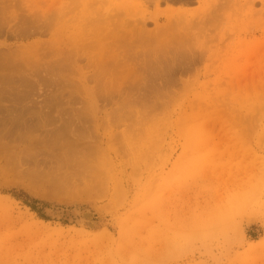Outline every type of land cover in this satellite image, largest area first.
<instances>
[{"label": "rangeland", "instance_id": "374dc122", "mask_svg": "<svg viewBox=\"0 0 264 264\" xmlns=\"http://www.w3.org/2000/svg\"><path fill=\"white\" fill-rule=\"evenodd\" d=\"M0 8V264H264V0Z\"/></svg>", "mask_w": 264, "mask_h": 264}, {"label": "bare ground", "instance_id": "6f19581e", "mask_svg": "<svg viewBox=\"0 0 264 264\" xmlns=\"http://www.w3.org/2000/svg\"><path fill=\"white\" fill-rule=\"evenodd\" d=\"M0 10H1V8H0ZM0 14H2V12H0ZM37 21V20H36ZM84 22H86V21H84ZM88 22V21H87ZM86 22V23H87ZM1 24H3V23H1ZM1 24H0V29H2L3 28V25L1 26ZM33 24V23H32ZM87 24H92L93 25V27H94V29H98V30H101L102 29V25H103V21H102V19H100V18H97L95 21H93V22H91V23H87ZM88 25H86L85 27H87ZM41 28V27H40ZM42 29V28H41ZM108 29V27L106 28V30ZM34 30V29H33ZM67 30V29H66ZM72 31V30H71ZM74 31V30H73ZM0 32H2V31H0ZM68 32V31H67ZM91 32H98V31H95V30H92ZM64 33V32H63ZM74 33V32H73ZM66 35V34H65ZM69 36V35H68ZM178 43H180V42H178ZM182 44V43H181ZM105 46V45H104ZM148 48H150L149 46H146L144 49H146L147 50V53L146 54H148ZM142 50V49H141ZM129 56V55H128ZM66 58V57H65ZM67 58H69V56H67ZM72 58V57H71ZM9 60L10 59H8V58H6L5 56H4V59L1 61V63H0V72L1 71H3V72H8V71H10L8 68H9V66L12 64V63H10L9 64ZM72 60V59H71ZM114 60H115V62H117V60H118V57H115L114 58ZM124 60V59H123ZM122 60V61H123ZM62 61H65V60H62ZM67 62V61H66ZM121 62V61H120ZM25 63V62H24ZM62 63H64L65 64V62H62ZM150 63V62H149ZM60 64V65H59ZM59 64H58V67H54V69H56L57 68V76L60 78V80H61V77H62V71H64L65 70V68H64V66L61 64V62H59ZM67 64V63H66ZM69 64H70V62H69ZM68 64V65H69ZM145 64V63H144ZM13 66H14V64H12ZM12 65H11V68L12 69H14L13 67H12ZM66 66V65H65ZM16 67V66H15ZM51 67H53V66H51ZM10 68V69H11ZM20 68V67H19ZM49 68H50V66H49ZM60 68H63V69H60ZM17 69V68H16ZM48 70H50V69H48ZM47 70V71H48ZM17 72H18V74H16L17 76H20V77H22V74H20L21 72H20V70H16ZM16 71H13L14 72V74H15V72ZM51 71V70H50ZM13 72L11 73L13 76H14V74H13ZM52 72V71H51ZM51 72H47V76H49V74L51 73ZM36 73V72H35ZM35 73H34V75H35ZM49 73V74H48ZM9 75V74H8ZM12 75H10V76H12ZM24 76V75H23ZM3 77V76H2ZM2 77H0V78H2ZM19 77V78H20ZM25 77V76H24ZM6 78V77H5ZM15 78V77H14ZM24 79V78H23ZM97 79H98V77H97ZM7 80L9 81H11L12 82V78L10 77H8V78H6V79H4V77L2 78V80H0V165H1V167L2 168H6L7 167V165H8V152H9V149H8V140L10 139V137L12 138V133H11V129H13V123H14V125H15V128L13 129V130H15L16 129V127H21L22 129L24 128V130H26V129H28V130H26L28 133H30L31 131V127L33 126H35L34 125V123L33 124H31L32 123V121H31V125L29 124V122L30 121H28L27 119H24V112H25V110L23 111V108H22V110L19 112V114L18 115H14V116H17V117H14V116H12V111L9 109V108H12V106L11 107H9L8 105H6V103H8L9 102V96H10V94H9V91H8V89H10L11 87H8V89H6L4 86L6 85V84H8L7 83ZM3 81V83H1ZM10 81H9V84H10ZM44 81V80H43ZM25 82V81H24ZM23 82V83H24ZM14 83H15V81H14ZM17 83V82H16ZM16 83H15V85H16ZM21 83V82H20ZM4 84V85H3ZM18 84V83H17ZM22 84V83H21ZM13 85V84H12ZM15 85H13V86H15ZM23 85V84H22ZM12 86V87H13ZM24 86V85H23ZM15 87H13L12 88V90L14 89ZM21 88V87H20ZM25 88V87H24ZM16 89H14L13 90V92L15 91ZM18 90V89H17ZM24 90V89H23ZM18 92H19V90H18ZM24 92V91H23ZM10 93H12V91L10 92ZM14 94V93H13ZM16 94V93H15ZM19 95H21L22 93H18ZM18 95V96H19ZM21 96H24L23 94L21 95ZM20 97V96H19ZM10 98H13V97H10ZM14 98H15V96H14ZM17 98V97H16ZM15 98V99H16ZM21 98V97H20ZM57 98V97H56ZM9 99V100H8ZM19 99V98H18ZM23 99V98H22ZM21 100V99H20ZM19 100V101H20ZM11 101V100H10ZM15 101V100H14ZM16 102V101H15ZM12 103H13V101H12ZM20 103V102H19ZM14 104V103H13ZM9 105H11L10 104V102H9ZM20 106V105H19ZM25 108V107H24ZM16 109V108H15ZM16 112V111H15ZM41 123H43L42 121H41ZM31 126V127H30ZM37 126V125H36ZM40 126V125H39ZM12 127V128H11ZM38 127V126H37ZM37 127H34L33 129H35V128H37ZM12 130V131H13ZM18 130V129H17ZM22 131V130H21ZM33 131V130H32ZM35 131V130H34ZM33 131V132H34ZM15 133V132H14ZM26 133V132H25ZM18 134H20V133H18ZM17 134V135H18ZM31 134V133H30ZM21 135H22V133H21ZM20 135V136H21ZM13 136H15V135H13ZM19 136V135H18ZM19 136V137H20ZM18 137V138H19ZM22 137V136H21ZM15 138H17V137H15ZM25 138V137H24ZM12 139H10L9 141H11ZM16 140V139H15ZM23 140V139H22ZM25 140V139H24ZM23 140V141H24ZM26 140H27V138H26ZM12 142V141H11ZM29 145V144H28ZM30 146H31V144H30ZM13 149V147L11 148V150ZM25 152V151H24ZM23 152V153H24ZM41 152V151H40ZM37 153V152H36ZM25 154V153H24ZM13 155V154H12ZM16 156V155H15ZM14 156V157H15ZM10 157V156H9ZM14 157H11V159H14ZM28 157V156H27ZM46 157V156H45ZM50 157V156H49ZM26 158V157H25ZM31 158V157H30ZM27 161H28V159H27ZM10 165V164H9ZM5 171V170H4ZM6 173V172H5Z\"/></svg>", "mask_w": 264, "mask_h": 264}]
</instances>
